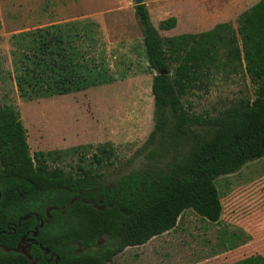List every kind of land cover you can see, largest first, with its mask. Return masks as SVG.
Instances as JSON below:
<instances>
[{
	"label": "trees",
	"instance_id": "trees-1",
	"mask_svg": "<svg viewBox=\"0 0 264 264\" xmlns=\"http://www.w3.org/2000/svg\"><path fill=\"white\" fill-rule=\"evenodd\" d=\"M135 14L148 70L155 72L146 165L111 181L92 166L75 174L52 168L48 158L55 152L32 155L19 109L0 105V264H48L34 263V252L17 249L36 226L37 240L59 256L58 264H109L126 247L173 229L188 209L216 223L223 204L215 180L264 157V0L240 13L236 27L222 22L167 37L159 28H174L175 16L156 27L145 2L135 5ZM98 35L99 24L91 19L14 33L12 76L20 97L67 95L112 83L109 64L93 52ZM221 70L244 72L256 86L254 96H239L214 115L191 112L188 95ZM98 153L96 164L114 154L106 147ZM101 235L110 237L103 246L72 253L75 244L92 247Z\"/></svg>",
	"mask_w": 264,
	"mask_h": 264
},
{
	"label": "rangeland",
	"instance_id": "rangeland-1",
	"mask_svg": "<svg viewBox=\"0 0 264 264\" xmlns=\"http://www.w3.org/2000/svg\"><path fill=\"white\" fill-rule=\"evenodd\" d=\"M258 1L237 0L235 18L224 22L236 27V16ZM144 2L156 27L177 18L174 28H159L162 37L201 33L216 24L207 20L216 0ZM77 19L99 24L93 52L104 56L115 80L67 95L21 98L12 76V35ZM154 74L148 70L133 0H0V105L19 109L32 155L55 152L48 158L52 168L75 174L92 166L111 181L145 166L144 146L155 124ZM255 89L244 72L221 70L195 87L185 102L191 112L214 115L239 96H254ZM103 147L114 154L96 164L94 154ZM215 182L223 204L218 222L188 209L174 231L126 247L109 264H264V157Z\"/></svg>",
	"mask_w": 264,
	"mask_h": 264
},
{
	"label": "flooded vegetation",
	"instance_id": "flooded-vegetation-1",
	"mask_svg": "<svg viewBox=\"0 0 264 264\" xmlns=\"http://www.w3.org/2000/svg\"><path fill=\"white\" fill-rule=\"evenodd\" d=\"M48 214V213H47ZM39 222H41V218L37 217ZM36 228V227H35ZM29 233V234H28ZM105 238L104 242L102 238ZM103 238V239H104ZM109 236H104L101 235L97 238L96 244L94 245L97 248L100 246H103L104 244L107 243V240H109ZM76 245V244H75ZM74 245V246H75ZM79 247L78 248H73L72 253L79 254L87 251H92L94 249V246L88 247V246H83L80 244H77ZM17 249L20 250L21 252H26L29 255V251L34 252V257L32 258V261L34 263L46 260L48 264H56L58 263L59 256L56 255L54 252L50 251L48 248L44 247L38 240H37V235L33 237V231L32 232H27L24 236H22L20 243L17 245Z\"/></svg>",
	"mask_w": 264,
	"mask_h": 264
},
{
	"label": "crops",
	"instance_id": "crops-1",
	"mask_svg": "<svg viewBox=\"0 0 264 264\" xmlns=\"http://www.w3.org/2000/svg\"><path fill=\"white\" fill-rule=\"evenodd\" d=\"M236 2H237V0H216V9L207 12V20H211L213 22L215 21V23L218 24V23L224 22L225 20L234 19L235 18L234 12H235ZM238 16H236V18H238ZM215 25H214V27H215ZM182 214L178 219L177 225L173 229H170V230H168V231H166L160 235H164L166 233L174 231L177 228V226L179 225L180 220L183 218L184 214L183 215ZM160 235H157V236H160ZM157 236H153L152 238L157 237ZM123 252L124 251H122V253Z\"/></svg>",
	"mask_w": 264,
	"mask_h": 264
},
{
	"label": "water",
	"instance_id": "water-1",
	"mask_svg": "<svg viewBox=\"0 0 264 264\" xmlns=\"http://www.w3.org/2000/svg\"><path fill=\"white\" fill-rule=\"evenodd\" d=\"M133 3H134V5H139V4L144 3V0H133ZM164 72H165V71H161V73H164ZM26 218H28V217L25 216V217H23L22 219H26ZM43 224H44V221L41 220L39 226H42ZM37 233H38V226H36L35 230L33 231V237H35V236L37 235ZM24 253L27 254L26 252H24ZM27 255H28V254H27ZM28 256H29V255H28ZM56 264H58V263L56 262Z\"/></svg>",
	"mask_w": 264,
	"mask_h": 264
}]
</instances>
